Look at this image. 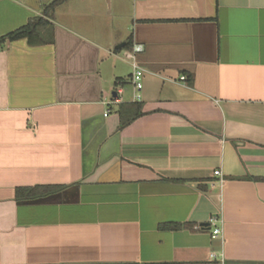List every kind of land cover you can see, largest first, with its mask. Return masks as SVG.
Returning a JSON list of instances; mask_svg holds the SVG:
<instances>
[{"label": "crops", "instance_id": "0c3cea01", "mask_svg": "<svg viewBox=\"0 0 264 264\" xmlns=\"http://www.w3.org/2000/svg\"><path fill=\"white\" fill-rule=\"evenodd\" d=\"M54 1L0 0L53 36L0 47V264H264V0Z\"/></svg>", "mask_w": 264, "mask_h": 264}, {"label": "trees", "instance_id": "16d2710c", "mask_svg": "<svg viewBox=\"0 0 264 264\" xmlns=\"http://www.w3.org/2000/svg\"><path fill=\"white\" fill-rule=\"evenodd\" d=\"M60 2L55 0L48 7V12L53 11L55 6ZM48 24L47 21L42 17H37L26 25L12 31L6 35L0 37V47L7 42H12L20 39H27L28 43L31 45L43 44L53 41V36L50 39H43L41 35L40 28ZM120 115L119 129H123L125 126L130 124L134 119L138 118L143 114L142 106L139 103L122 105L118 111ZM63 187L61 186H35L18 188L16 190V196L19 201L24 202H35L39 201L48 195L60 191ZM161 230L176 231L187 228H192L191 224L183 223H163L159 226ZM209 225L201 226L200 229H208Z\"/></svg>", "mask_w": 264, "mask_h": 264}, {"label": "built area", "instance_id": "2783aa9c", "mask_svg": "<svg viewBox=\"0 0 264 264\" xmlns=\"http://www.w3.org/2000/svg\"><path fill=\"white\" fill-rule=\"evenodd\" d=\"M144 48L142 45H136L134 44L130 49L126 50L124 52V56L126 59H129V60H132L133 61V75H132V84L134 86V89L136 91V94H135V101H141L142 100V90L144 88V81H143V78H144V73H143V70L139 67V65L137 64L136 62V57H137V54L138 53H141L143 52ZM182 80H185L186 77L185 76H182L181 77ZM219 171H215V175H219ZM218 222V219L217 217H212L210 219V222H209V227H214L211 231L212 233V237L213 238H217L219 235L222 234V231L220 228H217L215 225L216 223ZM211 258H223L222 255H217L216 253H211Z\"/></svg>", "mask_w": 264, "mask_h": 264}, {"label": "water", "instance_id": "95a60500", "mask_svg": "<svg viewBox=\"0 0 264 264\" xmlns=\"http://www.w3.org/2000/svg\"><path fill=\"white\" fill-rule=\"evenodd\" d=\"M124 46H125V44L122 43V44L118 45L116 48H117V49H122Z\"/></svg>", "mask_w": 264, "mask_h": 264}]
</instances>
